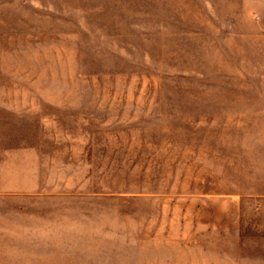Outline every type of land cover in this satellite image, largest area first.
I'll return each instance as SVG.
<instances>
[{"label":"rangeland","instance_id":"1","mask_svg":"<svg viewBox=\"0 0 264 264\" xmlns=\"http://www.w3.org/2000/svg\"><path fill=\"white\" fill-rule=\"evenodd\" d=\"M0 264H264V0H0Z\"/></svg>","mask_w":264,"mask_h":264}]
</instances>
